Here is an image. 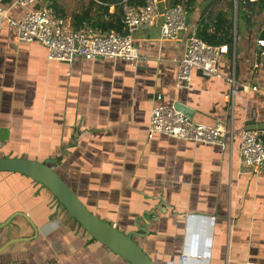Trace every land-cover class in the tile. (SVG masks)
<instances>
[{
	"label": "crops",
	"instance_id": "crops-1",
	"mask_svg": "<svg viewBox=\"0 0 264 264\" xmlns=\"http://www.w3.org/2000/svg\"><path fill=\"white\" fill-rule=\"evenodd\" d=\"M238 1L162 0L186 7L187 30L177 40L160 39L158 24L135 31L134 62L48 61L43 45L17 42L0 19V157L49 159L87 209L130 234L154 264H264V170L253 173L238 152L242 129H264V6L239 10ZM3 7L15 20L28 10L11 0ZM56 7L74 22H98L106 11L92 1ZM192 31L227 46L216 66L222 76L193 71L179 85L177 61ZM158 103L222 123L223 144L151 133ZM4 222L0 264H130L20 173L0 172Z\"/></svg>",
	"mask_w": 264,
	"mask_h": 264
},
{
	"label": "built area",
	"instance_id": "built-area-1",
	"mask_svg": "<svg viewBox=\"0 0 264 264\" xmlns=\"http://www.w3.org/2000/svg\"><path fill=\"white\" fill-rule=\"evenodd\" d=\"M5 1L0 0V19L7 20L14 27V39L17 42L40 43L46 49L48 61L71 63L76 57L85 60L106 57L134 62L140 58L135 31L158 24L160 39L177 40L187 30L186 7L172 2L160 7L162 0H142L141 3L131 0H79L92 1L106 9L98 22L88 18L74 22L71 16L57 9V0H11V6L28 8L20 20H15L3 7ZM239 1L246 6L257 0ZM112 20L119 22L118 27L106 28L104 24ZM257 45L263 49L264 39H258ZM226 52L225 44H210L192 31L187 37L184 53L177 61V83L187 85L193 71L221 77L216 66ZM260 56L264 58V49ZM253 66L257 68L259 64ZM226 79L232 81L231 78ZM252 89L256 90V87L252 86ZM156 99L160 101L161 96L156 95ZM149 131L216 144H223L226 132L222 123H199L176 107L160 103L151 109ZM238 152L241 163L251 167L253 173L264 170V129H242Z\"/></svg>",
	"mask_w": 264,
	"mask_h": 264
},
{
	"label": "water",
	"instance_id": "water-1",
	"mask_svg": "<svg viewBox=\"0 0 264 264\" xmlns=\"http://www.w3.org/2000/svg\"><path fill=\"white\" fill-rule=\"evenodd\" d=\"M260 37H264V29ZM175 107L187 113L182 105L177 104ZM49 162V159L42 162L17 156L0 157V172L20 173L45 187L91 238L130 264H154L130 234H125L110 222L99 219L89 211L73 190L48 165ZM7 222L2 223L0 227Z\"/></svg>",
	"mask_w": 264,
	"mask_h": 264
},
{
	"label": "trees",
	"instance_id": "trees-1",
	"mask_svg": "<svg viewBox=\"0 0 264 264\" xmlns=\"http://www.w3.org/2000/svg\"><path fill=\"white\" fill-rule=\"evenodd\" d=\"M101 1H103V2H106V1H109V2H112V1H114V0H101ZM173 3V2H172ZM243 5L240 3V1H238V8H239V10H240V7H242ZM259 7V8H261V7H263L264 6V0H257L256 2H253V3H248L247 5H246V7L248 8V10H250V11H255V7ZM244 7V6H243ZM113 16V15H112ZM84 18V17H83ZM115 24H117V22H114L113 23V25L111 26V27H116L115 26ZM104 26L106 27V28H108V27H110V24L109 25H107V24H104ZM204 41H206V42H208V43H210V44H218V43H215V42H213L211 39H209V38H204L203 39Z\"/></svg>",
	"mask_w": 264,
	"mask_h": 264
},
{
	"label": "rangeland",
	"instance_id": "rangeland-1",
	"mask_svg": "<svg viewBox=\"0 0 264 264\" xmlns=\"http://www.w3.org/2000/svg\"><path fill=\"white\" fill-rule=\"evenodd\" d=\"M241 21H242V18L240 17L239 20H238V26H237L238 30H240V27H241V24H242Z\"/></svg>",
	"mask_w": 264,
	"mask_h": 264
}]
</instances>
